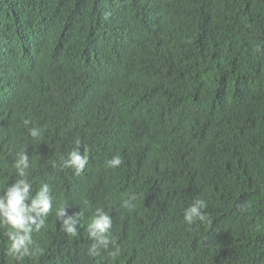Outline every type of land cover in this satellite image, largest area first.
I'll list each match as a JSON object with an SVG mask.
<instances>
[{
  "label": "trees",
  "instance_id": "obj_1",
  "mask_svg": "<svg viewBox=\"0 0 264 264\" xmlns=\"http://www.w3.org/2000/svg\"><path fill=\"white\" fill-rule=\"evenodd\" d=\"M21 151L53 210L23 260L0 227V264H264V0H0V192ZM97 207L116 258L88 255Z\"/></svg>",
  "mask_w": 264,
  "mask_h": 264
},
{
  "label": "clouds",
  "instance_id": "obj_2",
  "mask_svg": "<svg viewBox=\"0 0 264 264\" xmlns=\"http://www.w3.org/2000/svg\"><path fill=\"white\" fill-rule=\"evenodd\" d=\"M25 125L30 123L29 120L24 121ZM31 135L38 137L40 130L31 129ZM79 142L77 147L72 150L64 162L65 167L74 168L76 174L79 175L88 164L89 156L87 149L83 154L79 152ZM123 163L120 155H115L106 161V166L112 169L118 168ZM14 168L19 179L0 192V227H6L5 235L8 238L7 255L16 260H23L26 256L36 255L42 250L33 240V232H39L45 227L46 218L53 210L54 196L52 187L48 183H43L39 189L33 194V184L29 180V155L27 152L18 153L14 162ZM133 199L129 198L123 201V207L132 210L135 205ZM68 206H61L56 210V216L60 221L61 231L67 233L71 237L78 235V225L81 212L74 215L67 213ZM208 207L207 201L202 198L195 199L185 210L184 220L189 224H193L199 220L204 222L207 220L205 209ZM113 225L112 216L102 207L95 208L89 222L86 225V232L90 239L94 241L88 249V255L96 257L100 254V249L112 250L108 254L112 258L119 256L121 249L116 240L111 236V228Z\"/></svg>",
  "mask_w": 264,
  "mask_h": 264
}]
</instances>
